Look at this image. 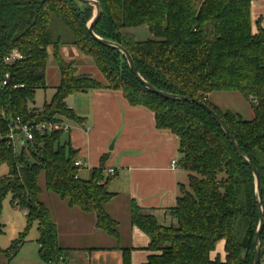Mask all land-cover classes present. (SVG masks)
Returning a JSON list of instances; mask_svg holds the SVG:
<instances>
[{
    "label": "trees",
    "instance_id": "obj_1",
    "mask_svg": "<svg viewBox=\"0 0 264 264\" xmlns=\"http://www.w3.org/2000/svg\"><path fill=\"white\" fill-rule=\"evenodd\" d=\"M102 14L96 33L122 43L132 54L138 71L157 88L188 94L211 106L224 119L244 153L258 168L264 206V27L252 28V0H100ZM94 6L81 0H0V163L9 172L0 177V234L3 203L26 211L30 226L37 223L39 255L44 264L69 260L73 250L59 240L58 224L42 200L44 189L66 199L71 206L96 214V226L119 237V222L107 209L115 192L108 188L105 166L80 175L77 151L64 129L37 134L17 145L5 133L12 118L46 120L82 119L68 104L69 94L90 88L121 90L134 105L155 112L156 124L179 137L178 165L188 172L181 183L174 221L161 223L136 201L131 220L150 236L153 251L143 264H253L260 220L255 176L220 124L201 105L150 91L134 74L121 51L96 39L87 22ZM146 24L153 37L139 40L129 28ZM75 46L93 58L105 81L81 72L62 48ZM17 48L23 58L12 63L4 56ZM50 58L60 70L54 93L42 107L29 102L38 88L47 87ZM216 90H233L248 99L255 115L244 119L221 110L210 99ZM34 101V100H33ZM44 175V187L40 182ZM28 226V227H29ZM20 232L0 256L11 259L26 241ZM225 238L226 257L212 258ZM123 264H131V246L121 247ZM264 264V226L260 260Z\"/></svg>",
    "mask_w": 264,
    "mask_h": 264
},
{
    "label": "crops",
    "instance_id": "obj_2",
    "mask_svg": "<svg viewBox=\"0 0 264 264\" xmlns=\"http://www.w3.org/2000/svg\"><path fill=\"white\" fill-rule=\"evenodd\" d=\"M251 15L256 32L259 25L264 27V0H252ZM62 50L76 57L82 54L75 46ZM67 102L82 119V123L66 119L71 124L67 137L82 160L80 175L88 178L94 167L104 164L110 176L108 188L115 192L107 209L118 220L120 234L110 236L96 226L95 213L71 206L66 199H55L52 204L43 197L47 191L43 190L41 198L54 214L59 240L73 249L68 257L72 264H123V246L132 247L131 264H143L153 253L148 248L150 236L132 222L131 206L136 201L159 222L174 221L171 208L180 184L187 183L184 176L188 179L186 170L172 164L181 156L179 137L159 128L155 112L131 104L121 90L90 88L69 94ZM110 168L114 174L108 173ZM225 243V238L218 241L212 258L225 259Z\"/></svg>",
    "mask_w": 264,
    "mask_h": 264
},
{
    "label": "rangeland",
    "instance_id": "obj_3",
    "mask_svg": "<svg viewBox=\"0 0 264 264\" xmlns=\"http://www.w3.org/2000/svg\"><path fill=\"white\" fill-rule=\"evenodd\" d=\"M129 30L132 31L139 40L153 37V34L146 24L131 27ZM64 55L68 60L75 59V62L81 72L89 73L92 76L105 81L93 58L89 55L80 54L79 57H76L73 54L65 52ZM59 79V67L53 58H50L47 66V87L38 88L34 94V101L30 100L29 103L36 107H42L45 101L50 100L52 94L54 93V85L59 82ZM209 96V99L223 111L231 110L234 113L240 114L244 119H251L255 115L250 101L238 91L216 90L211 92ZM17 149L18 151L21 150V144L17 145ZM8 172V164L6 162L0 163V177L6 175ZM187 181V176H184L183 182ZM40 182L44 187V175L41 176ZM44 190L46 191V189ZM43 197H45L47 201L51 200L52 204L55 199H62L56 193L48 190L43 194ZM2 221L4 223V230L0 234V245L3 248L8 247L13 239L19 236L20 232L27 230V234L26 241L20 251L9 260L5 255L1 254L0 264H44V261L39 255V243L37 242L39 231L37 223L34 222L30 226L28 225L25 209L13 206L10 193H8L4 199Z\"/></svg>",
    "mask_w": 264,
    "mask_h": 264
},
{
    "label": "water",
    "instance_id": "obj_4",
    "mask_svg": "<svg viewBox=\"0 0 264 264\" xmlns=\"http://www.w3.org/2000/svg\"><path fill=\"white\" fill-rule=\"evenodd\" d=\"M84 2H87L91 5L94 6V12L93 15L90 17V19L87 22V26L91 34L98 39L101 43L113 47L122 53L125 54L127 57L128 63L136 75V77L152 92L158 93L160 95H163L165 97L171 98V99H177V100H187L191 102H196L199 105L203 106L211 115L216 119V121L220 124L221 128L223 131L226 133L230 141L233 143L234 147L236 148L237 152L241 155V157L244 159V161L250 166V168L253 171V174L255 176V192H256V199H257V205L260 213V220L259 224L257 227V232H256V247H255V257H254V262L253 264H258L260 260V247H261V232L264 226V206H263V201H262V182H261V176L258 168L254 164V162L250 159V157L244 153L242 150V147L240 146L239 142L236 140L233 132L231 129L228 127L224 119L220 116L218 112H216L211 106H209L207 103L204 101L192 97L188 94H181V93H175V92H170L166 90H162L157 88L154 84H152L150 81H148L144 76L138 71L136 64L134 62V59L132 57V54L130 51L124 46L122 43L118 41H114L111 39H107L99 35L98 33L95 32L94 30V25L100 18L102 14V4L100 0H81Z\"/></svg>",
    "mask_w": 264,
    "mask_h": 264
},
{
    "label": "built area",
    "instance_id": "obj_5",
    "mask_svg": "<svg viewBox=\"0 0 264 264\" xmlns=\"http://www.w3.org/2000/svg\"><path fill=\"white\" fill-rule=\"evenodd\" d=\"M21 58H23V53L19 49L14 48L4 56V61L7 63H12ZM10 75V72L4 73L3 79L0 81L1 87L7 85ZM0 115L5 116V113L0 111ZM70 128L71 124L66 119H23L21 116H16L15 118H12L9 129L5 133V136L8 137L12 143L18 145L20 143L33 140L37 134H45L55 129L69 130ZM2 135L3 132L0 130V136ZM172 162L173 166H176L178 160L173 159ZM76 164L82 165V160L77 159ZM108 173L114 174L115 171L113 168H110ZM49 264H58V262L50 261ZM61 264H72V262L70 260H63L61 261Z\"/></svg>",
    "mask_w": 264,
    "mask_h": 264
}]
</instances>
